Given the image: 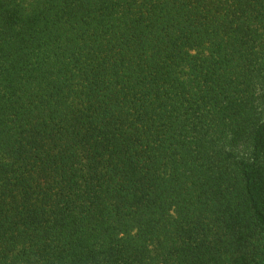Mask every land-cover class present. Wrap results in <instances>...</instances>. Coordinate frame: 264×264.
<instances>
[{
  "label": "trees",
  "instance_id": "obj_1",
  "mask_svg": "<svg viewBox=\"0 0 264 264\" xmlns=\"http://www.w3.org/2000/svg\"><path fill=\"white\" fill-rule=\"evenodd\" d=\"M0 264H264V0H0Z\"/></svg>",
  "mask_w": 264,
  "mask_h": 264
}]
</instances>
